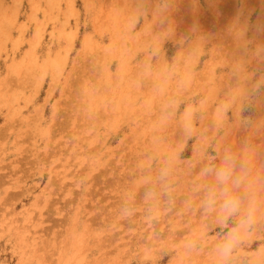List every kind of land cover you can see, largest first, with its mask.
I'll list each match as a JSON object with an SVG mask.
<instances>
[{
	"label": "rangeland",
	"instance_id": "1",
	"mask_svg": "<svg viewBox=\"0 0 264 264\" xmlns=\"http://www.w3.org/2000/svg\"><path fill=\"white\" fill-rule=\"evenodd\" d=\"M198 2L0 0V264H219L224 189L203 170L226 152L242 179L230 193L256 207L231 264H264V73L186 84L176 52L194 74L207 58ZM248 11L251 41L264 16Z\"/></svg>",
	"mask_w": 264,
	"mask_h": 264
},
{
	"label": "crops",
	"instance_id": "2",
	"mask_svg": "<svg viewBox=\"0 0 264 264\" xmlns=\"http://www.w3.org/2000/svg\"><path fill=\"white\" fill-rule=\"evenodd\" d=\"M202 7L199 8L197 16L194 18L196 23L194 40L195 42H202V46L206 49L207 58L203 62V69L208 68L209 65H213L216 68V72L219 70L220 76L227 77L231 76L238 81L237 71L243 73L242 71H251L255 74L264 73V20L252 25V31L255 33L253 39L250 41L252 43V49L249 50V41L247 40L241 46L237 45L238 36L235 38H230L228 31L230 28L238 30L239 24L231 26L229 29H215L213 26L214 17L222 16H246L251 15L254 12H249L248 9L255 7V12L258 16H264V0H197ZM197 3V5H198ZM255 14V13H254ZM180 23L179 18H177V23ZM216 24L218 19H215ZM179 25V24H178ZM217 26V25H216ZM248 31V25H243ZM218 27V26H217ZM241 27V24H240ZM165 28V27H163ZM167 31L168 27L166 26ZM165 28V29H166ZM174 28V27H172ZM178 31V30H177ZM176 46V44H175ZM180 46H177V49ZM175 53V52H174ZM179 59L178 51L176 52L175 58ZM199 72V70L197 71ZM204 72V71H202ZM200 73V72H199Z\"/></svg>",
	"mask_w": 264,
	"mask_h": 264
},
{
	"label": "clouds",
	"instance_id": "3",
	"mask_svg": "<svg viewBox=\"0 0 264 264\" xmlns=\"http://www.w3.org/2000/svg\"><path fill=\"white\" fill-rule=\"evenodd\" d=\"M241 171L245 168V162L241 161L239 164ZM168 165L166 164L160 171V179L164 181L168 175ZM205 173L214 174L216 184L224 189L223 200L220 204V212L223 216L221 224V231L225 233L224 238L221 240L216 249L219 259V264H231L233 254L240 244V230L246 226L250 227L255 216L256 207L255 201L250 200L247 207H244L243 199L231 194L229 185L233 188H239L242 183L240 175H235L236 162L230 153H225L219 164L215 161L211 162L209 166L203 170ZM154 193V188L149 186L145 190V196H151ZM217 193L215 187L208 189L205 199L203 201L204 211H210L215 208L217 202ZM170 199V197H169ZM238 222L225 230V223L230 219H237Z\"/></svg>",
	"mask_w": 264,
	"mask_h": 264
},
{
	"label": "bare ground",
	"instance_id": "4",
	"mask_svg": "<svg viewBox=\"0 0 264 264\" xmlns=\"http://www.w3.org/2000/svg\"><path fill=\"white\" fill-rule=\"evenodd\" d=\"M88 5H86L87 7ZM88 9V7H87ZM68 12L69 14L72 13L74 14L75 13H78V10L75 8L74 4L72 2L69 3V7H68V11H67V16L68 15ZM240 19L238 20V24H239V27H238V30H235L233 28H230L229 31H228V35L230 38H235L238 36V41H237V45L238 46H241L243 43H245L247 40L249 41L250 39V33L246 30V28L243 26L244 25V21L245 19L242 17V16H239ZM240 24H241V27H240ZM78 27V26H77ZM77 27L74 28V29H71L70 30V39H68L70 42L72 40H74L76 37H77ZM0 31H1V27H0ZM21 36V35H20ZM90 41H91V34H87L85 36V39L83 40V44H82V47H81V51H80V57H84V55L86 53H84V50L88 47H90ZM181 55H179V60H178V64L179 66L181 65L182 67H184L186 70H184L185 74H186V78H187V82L186 84H188V81H191V84L194 85L193 86V89L194 90H198L199 87H198V84L200 85V80L203 79L204 77H206L207 74H209L211 77H213V70H214V67L213 65H209L208 68L206 69V67L202 70L204 72L202 73H192L190 72L189 70H187V63H188V58H189V50H186L184 51L183 53H180ZM193 58V57H192ZM191 58V59H192ZM50 61V59H49ZM48 67V66H47ZM121 67H125V61H123V63L121 64ZM120 67V69H121ZM45 70L48 69V68H44ZM52 69L53 71V79L55 80L56 79V76H57V72L55 70L54 67L50 68ZM144 68H140L139 71H143ZM212 71V73H210ZM238 73V77L240 75V71H237ZM169 77L172 76L171 73H169L168 75ZM210 77V78H211ZM182 82L185 81V78L184 79H181ZM235 79L232 78L231 76H227L226 78H224V81L226 84H232V82L234 81ZM171 83H173V86L171 85ZM128 84L131 85V72L128 74ZM144 85L147 87V88H150L152 87V83L150 82H144ZM168 86V85H167ZM180 85L177 83V82H172V80L170 79L169 80V87H171L173 90L171 91V93L173 95H176L177 94V88L179 87ZM240 86H242V83H240ZM165 87V86H164ZM142 91V90H141ZM38 114H41L42 113V109H38L36 111Z\"/></svg>",
	"mask_w": 264,
	"mask_h": 264
}]
</instances>
